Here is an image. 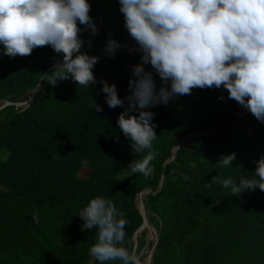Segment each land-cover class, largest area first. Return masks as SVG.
<instances>
[{"label": "trees", "instance_id": "trees-1", "mask_svg": "<svg viewBox=\"0 0 264 264\" xmlns=\"http://www.w3.org/2000/svg\"><path fill=\"white\" fill-rule=\"evenodd\" d=\"M89 3L99 30L94 36L80 33L81 50L99 59L92 69L97 83L88 88L70 79L55 85L40 79L60 59L48 45L15 57L5 55L0 45V103L24 102L41 80L30 106L0 111V264H99L89 252L96 229L82 230L78 215L97 195L124 213L123 246L133 250V236L143 223L137 195L157 191L160 184L157 194L143 200L158 236L151 264H264V191L233 196L211 182L216 174L251 177L255 161L264 156V123L228 98L223 87H195L166 105L145 109L154 113L157 135L153 172L128 175L127 165L147 150L136 154L131 149L117 125L127 101L109 108L100 81L115 83L121 98L129 95L131 66L141 62L140 53L123 25L118 0ZM109 37L127 47L106 55ZM153 78L158 90L160 77L153 72ZM190 134L196 136L175 152ZM233 152L231 167L217 164L221 155ZM146 238L145 231L138 239V257L146 246L149 253L153 248Z\"/></svg>", "mask_w": 264, "mask_h": 264}, {"label": "clouds", "instance_id": "clouds-1", "mask_svg": "<svg viewBox=\"0 0 264 264\" xmlns=\"http://www.w3.org/2000/svg\"><path fill=\"white\" fill-rule=\"evenodd\" d=\"M118 3L123 25L135 41L141 62L131 66L134 78L129 79L130 93L126 97L118 96L115 83L103 79L100 83L109 108L124 106L127 101V107L118 114L117 125L130 139L131 149L136 154L147 150L141 159L134 158L127 165L128 175L140 173L147 177L153 172L150 162L157 155L153 151L157 135L152 122L154 113L145 109L166 105L171 97L190 94L195 87H223L228 98L264 123V0ZM90 7L89 0H0L3 53L9 57L28 55L35 47L48 45L60 59L40 79L51 85L65 79L87 88L96 84L92 69L99 58L81 50L84 41L80 33L87 30L94 36L98 31L89 15ZM122 46L127 47L109 37L104 52L111 57ZM145 65L151 69L146 70ZM153 72L162 82L158 90ZM94 108L101 110L96 104ZM235 157V152L221 155L217 164L231 167ZM255 165L251 177L233 179L216 174L211 182L230 190L233 196L255 188L264 191V156ZM190 167H196L195 161ZM78 215L83 220L82 230L96 229V242L89 252L99 264L115 260L120 264H140L135 251L123 246L127 221L110 199L97 195ZM32 219L39 224L37 214Z\"/></svg>", "mask_w": 264, "mask_h": 264}, {"label": "water", "instance_id": "water-1", "mask_svg": "<svg viewBox=\"0 0 264 264\" xmlns=\"http://www.w3.org/2000/svg\"><path fill=\"white\" fill-rule=\"evenodd\" d=\"M98 29V28H97ZM99 30V29H98ZM98 32V31H97ZM89 44H91V42L89 43ZM53 67H54V65L53 66H51L47 71H46V73L49 71V70H51V69H53ZM40 85H41V80H40V82L38 83V85L32 90V92L30 93V95H29V97L27 98V100L26 101H24V102H16V103H11V102H9V101H4V104H3V106H1L0 107V111L2 110V109H4L5 107H7V106H15L16 108H27L28 106H30L31 105V103L33 102V100H34V98H35V94L37 93V91H38V88L40 87ZM194 135H190V136H188V137H186L176 148H175V152L180 148V146H182V145H184V143H185V140L187 139V138H191V137H193ZM174 158H175V155H173L172 157H171V159L170 160H168V162H171L172 160H174ZM161 188H162V184H160L159 185V188H158V190L157 191H153V190H150V189H146V190H143V191H141L138 195H137V198H136V203H137V207H138V209H139V211H140V213H141V215H142V218H143V223H142V225L140 226V228L135 232V234H134V236H133V243H134V247H133V250L135 251V254H136V251H137V247H138V238L136 237V235H137V233H138V231H140L142 228H143V226H144V224H145V220H146V218H147V214H146V211H145V205H144V201H142V200H138V198L140 197V195H142V194H145V196L146 195H149V194H157L160 190H161ZM148 219V218H147ZM149 221V220H148ZM150 223V222H149ZM151 225V224H150ZM154 229V228H153ZM155 230V229H154ZM155 232H156V230H155ZM156 234H157V232H156ZM157 242H158V236H157V239H156V242H155V244L153 245V248L151 249V251H150V254H149V257H148V264H151V262H152V257H153V252H154V249H155V246H156V244H157ZM139 258V257H138ZM139 261H140V258H139ZM140 264H142V262L140 261Z\"/></svg>", "mask_w": 264, "mask_h": 264}, {"label": "rangeland", "instance_id": "rangeland-1", "mask_svg": "<svg viewBox=\"0 0 264 264\" xmlns=\"http://www.w3.org/2000/svg\"><path fill=\"white\" fill-rule=\"evenodd\" d=\"M3 104H4V102H1L0 103V107L1 106H3ZM191 140V138H187L186 139V141H190ZM81 175H86V170L84 169L82 172H81ZM145 197V196H144ZM147 227H152V228H154L152 225H150L149 223H148V226ZM154 230V229H153ZM147 232V238H146V241L147 242H151L153 245L155 244V242H156V239H157V234H156V232H155V230L154 231H152L151 229H145L144 231H142L141 232V235L138 237V239L139 238H142V236H143V233L144 232ZM149 250H148V246H146L145 247V249L144 250H142L141 251V253H140V256H139V258H140V261L142 262V264H148V257H149Z\"/></svg>", "mask_w": 264, "mask_h": 264}, {"label": "bare ground", "instance_id": "bare-ground-1", "mask_svg": "<svg viewBox=\"0 0 264 264\" xmlns=\"http://www.w3.org/2000/svg\"><path fill=\"white\" fill-rule=\"evenodd\" d=\"M144 196H145V194H142V195H140V197L138 198V200L140 201V200H144ZM148 223H149V221H148V219L146 218V220H145V224H144V226H143V228L140 230V231H138V233H137V235H136V237L138 238L140 235H141V232L142 231H144L145 229H151L152 231H154L153 230V228L152 227H147L148 226ZM150 224V223H149Z\"/></svg>", "mask_w": 264, "mask_h": 264}]
</instances>
